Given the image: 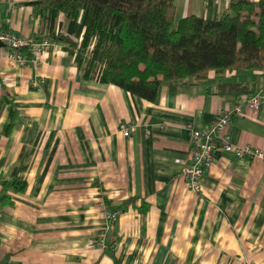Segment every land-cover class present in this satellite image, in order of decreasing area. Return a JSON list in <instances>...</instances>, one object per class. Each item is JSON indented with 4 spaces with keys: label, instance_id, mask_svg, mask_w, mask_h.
I'll return each instance as SVG.
<instances>
[{
    "label": "crops",
    "instance_id": "obj_1",
    "mask_svg": "<svg viewBox=\"0 0 264 264\" xmlns=\"http://www.w3.org/2000/svg\"><path fill=\"white\" fill-rule=\"evenodd\" d=\"M33 1L0 0V26L45 36ZM175 4L180 19L204 15L207 2ZM0 75V197L5 181L26 182L0 199V264H264V159L220 153L199 191L181 177L191 128L243 96L218 94L219 82L256 92L263 71L212 70L175 90L163 86L151 102L85 76L59 43L38 63L3 54ZM132 121L139 128L124 137L120 125ZM227 132L264 150V103ZM132 198L107 219V200Z\"/></svg>",
    "mask_w": 264,
    "mask_h": 264
},
{
    "label": "trees",
    "instance_id": "obj_2",
    "mask_svg": "<svg viewBox=\"0 0 264 264\" xmlns=\"http://www.w3.org/2000/svg\"><path fill=\"white\" fill-rule=\"evenodd\" d=\"M45 36L61 43L84 75L155 101L163 86L178 87L236 70L264 72V0H234L221 14L213 2L204 15L176 19L175 0H34ZM63 17V19H61ZM244 82H223L217 93H254ZM25 181L4 182L24 190ZM0 197V199L3 198ZM135 199L118 205L124 211Z\"/></svg>",
    "mask_w": 264,
    "mask_h": 264
},
{
    "label": "built area",
    "instance_id": "obj_3",
    "mask_svg": "<svg viewBox=\"0 0 264 264\" xmlns=\"http://www.w3.org/2000/svg\"><path fill=\"white\" fill-rule=\"evenodd\" d=\"M220 6L224 1L229 7L234 0H205ZM59 45L55 40L44 38H30L18 34L11 29L0 26V57L7 53L8 56L19 65H25L29 59L38 63L43 53L56 48ZM7 84L0 75V91ZM264 103V89L254 93L243 95L233 105L223 108L219 114L207 125L201 128H191V147L189 163L181 173L188 187L194 191L201 188L200 180L216 157L220 153H228L234 157H250L264 159V150L252 145H237L231 141L227 128L236 116L248 113L256 114ZM139 124L136 122L121 123L120 131L124 137H130L137 132ZM105 215L109 221L117 218L120 211H113L104 205ZM103 245V244H101Z\"/></svg>",
    "mask_w": 264,
    "mask_h": 264
}]
</instances>
